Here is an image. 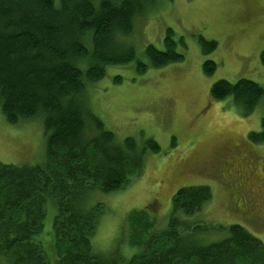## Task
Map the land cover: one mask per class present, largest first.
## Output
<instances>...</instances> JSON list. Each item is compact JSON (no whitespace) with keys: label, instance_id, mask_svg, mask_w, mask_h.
Wrapping results in <instances>:
<instances>
[{"label":"trees","instance_id":"16d2710c","mask_svg":"<svg viewBox=\"0 0 264 264\" xmlns=\"http://www.w3.org/2000/svg\"><path fill=\"white\" fill-rule=\"evenodd\" d=\"M150 0H0V112L10 123L39 116L45 158L38 164L0 162V261L4 264H264V243L238 223H206L212 198L208 185L180 187L171 199L164 227L146 210L127 214V236L134 251H95L92 245L100 203L90 194L110 193L142 170L146 147L133 139L119 146L114 133L88 106V88L104 76L105 66L134 58L114 35H128L136 15ZM166 48H145L148 64L159 68L183 59L169 38ZM211 51L214 42L202 41ZM118 46L120 48H118ZM215 62L205 60L203 73ZM119 78V77H118ZM118 79H114L117 81ZM263 95L254 81L217 80L210 97H231L249 113ZM153 151L158 143L145 142ZM52 210L49 253L43 225ZM99 251V252H98ZM101 252V253H100Z\"/></svg>","mask_w":264,"mask_h":264},{"label":"rangeland","instance_id":"374dc122","mask_svg":"<svg viewBox=\"0 0 264 264\" xmlns=\"http://www.w3.org/2000/svg\"><path fill=\"white\" fill-rule=\"evenodd\" d=\"M143 7L130 34L113 36L115 44L124 42L121 48L133 47L134 58L106 65L87 91L91 112L114 133L117 145L130 138L135 148L146 147L140 174L113 192L90 194L88 202L101 205L94 250L129 256L135 248L127 239V214L145 209L164 227L173 194L188 185L212 190L200 220L238 223L264 243V0H150ZM168 29L183 59L137 72V60L148 64V45L166 48ZM202 41L216 46L204 50ZM205 60L215 62L212 74L203 73ZM221 79L254 81L263 95L244 113L231 97L211 99V84ZM151 138L159 151L146 146ZM44 158L41 118L10 123L0 112V162L38 164ZM52 217L47 210L44 241L40 237L46 253Z\"/></svg>","mask_w":264,"mask_h":264}]
</instances>
